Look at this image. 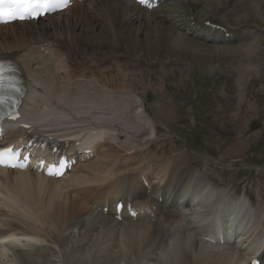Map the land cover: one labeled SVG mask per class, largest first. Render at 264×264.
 <instances>
[{"label":"bare ground","instance_id":"6f19581e","mask_svg":"<svg viewBox=\"0 0 264 264\" xmlns=\"http://www.w3.org/2000/svg\"><path fill=\"white\" fill-rule=\"evenodd\" d=\"M240 1L221 0L219 5L225 6L213 11L211 17L219 21L212 23L224 26L227 32H232L227 15L247 9L248 5L254 8L260 4L259 0H242L238 6H234ZM79 6H82L80 10L72 11L70 8L54 16H46L43 20L48 21L46 25L39 24L38 21L0 26V53H18L24 66L31 88L30 103L23 109L26 122L46 134H101L104 139L100 136L102 142H99V147L103 145V141L108 140L107 142L120 145L119 153H108L106 148L102 151L104 146H101V153L96 151L97 159L79 165L70 176L60 181L28 171L0 169L1 178L6 181V185H0V207L6 208L17 217L32 220L35 224L32 229L23 231L20 235L11 233V229L0 228V253L9 255L10 250L14 252L33 247L29 249L28 255H12L14 259L11 262L54 264L50 257L43 262L45 250H53L48 245L49 242L57 248L56 257L62 256L68 264H140L141 259L149 252L152 253L154 247L167 245L168 264H244L247 254L239 255L231 248L223 251L220 249L222 247L207 245L203 238L206 232L214 231V226L221 217L222 220L226 219V223L231 219L236 221L244 217L240 222V229L246 230L254 219L257 227L263 226V232H252L256 234L254 241L262 244V209L258 208L255 216H244L249 206L246 209V202L232 198L225 189H216L212 185L214 190L221 192L217 198L216 191L209 184H206L204 191H199L200 188H196L193 181L207 182V176L190 170L191 165L184 154L176 160L177 166L178 163L181 164L180 170L167 162L173 171L168 170L171 167L164 166L169 172L163 168L157 174H162V181L169 178L166 191L169 188L176 190L178 185L186 187L181 192L179 190V193L191 196L187 208H192L196 214L204 211V217H200V220L190 217L191 224L188 225L189 232L186 234L181 233L184 226L177 215L186 214L184 211L159 210L144 222L121 224L94 208L92 213L82 212L90 205L86 202L78 205L72 197L77 193L85 196L87 194V198H93L95 204L104 193L116 188H131L133 179H138L140 174L149 171L147 163L140 160L136 162V154H148L141 150L145 138L150 135L149 128L154 125L145 107V100L132 93L135 85L126 88L115 83L121 81V84L126 85L131 81L145 80L144 72H129L134 70L136 62L128 60L124 55L128 54L129 42L146 41L148 25L153 27L157 39L143 43L145 50L166 49L167 46L176 44L183 57L200 55L204 58V63L213 62L217 58H245L250 53V46H258L264 31H257L256 26L251 25L234 27L245 34L243 44L235 46L200 42L187 35V32L198 33L197 29L206 27V23L210 21L203 19L202 12L206 5L202 0H179L173 4L174 9L165 10L159 7L153 11L144 10L131 0H90L82 1L74 7ZM253 34L260 36L256 42L248 40ZM101 49L108 53L106 58L100 55ZM175 61L167 59L157 64L160 78H164L165 69L174 65ZM146 67L151 71L155 66ZM117 133L124 134V140H120ZM136 139L139 142L135 145ZM230 151L238 152L232 149ZM152 179L157 181L159 178ZM10 182L20 186L19 189H11ZM81 185L90 187H82L79 192L77 189ZM151 199L148 197L146 201L151 202ZM230 202L234 203L233 206ZM225 205L228 206L224 208ZM234 208L236 213H232ZM70 215L75 220L69 221ZM232 227L231 225L229 228ZM53 228L60 231L56 236L58 240ZM179 235H186L183 245L175 246L168 241L170 236L176 238ZM223 236L226 240L230 238L228 233ZM197 240L200 244L194 254ZM61 244L66 245V248L62 250ZM76 249H85L78 259H75V254L78 253ZM253 255L255 252L250 256Z\"/></svg>","mask_w":264,"mask_h":264},{"label":"rangeland","instance_id":"374dc122","mask_svg":"<svg viewBox=\"0 0 264 264\" xmlns=\"http://www.w3.org/2000/svg\"><path fill=\"white\" fill-rule=\"evenodd\" d=\"M202 1L208 9L204 11L203 19H213L211 17L213 11L225 6L224 4L219 5L221 0ZM259 1L260 4L250 10L247 17L240 13L238 15L240 18L238 17L239 20H237L235 15H232L228 18L229 23L238 28H241V25L256 26V29L260 28L262 31L264 28V0ZM241 2L242 0L234 6H238ZM171 6H166V9H170ZM74 10L72 9V11ZM75 13L80 14V12ZM42 23L46 25L48 21H41L39 24ZM247 29L250 30L248 27ZM146 32L145 42H129L127 44L129 46L127 56L131 60L143 62L144 66H146L145 64L154 65L152 74L148 77L143 75L144 81L135 80V82L131 81L126 85L121 84V81L115 82L119 87L132 88L135 85L136 87L134 86L132 90L145 100V107L150 114L152 125H154L151 128L148 126L151 132L145 138L141 151L149 152L144 150L149 148V145L154 149L159 146L166 151V155L169 156L168 160L179 158L181 154H184L185 159L191 165V170H198L201 175L202 173L206 174L215 187L230 191L233 198L244 196L255 207H264V37L261 38V41L259 40L258 46H250V53L245 58L240 56L228 57L224 60L217 58L213 62L204 63V58L200 55L183 57L176 44H171L166 49L145 50L143 43L157 39L151 25L147 26ZM258 37L260 36L256 37L253 34L249 40L256 42ZM123 50L125 47L122 52ZM99 52L100 55L106 56L102 49ZM167 59L177 61L170 66L171 69H167L164 78H160L157 75L160 72L156 66L159 62L163 63ZM120 137L124 140L125 136L122 134ZM118 147V144H108L106 149L108 153H119ZM231 149L238 152H231ZM134 152L135 150H133V154ZM154 157H157V152L154 153ZM170 163L177 166V161L172 160ZM178 165L177 169L180 170L181 164L178 163ZM166 166L167 168L171 167L168 170L173 171L169 163ZM1 177L0 175L2 180L0 185H6V181ZM206 184L209 183L200 180L198 185H194L196 188H200L199 191H204ZM9 185L14 191L20 187L13 182H10ZM209 185L214 190L212 185ZM82 187L88 188L90 185H81L77 190L80 192ZM181 189L183 190V186H181L180 192ZM220 193L216 191V198ZM76 196L73 195L72 199H75L78 205L85 203L82 197ZM226 206L228 205H225L224 208ZM82 212L92 213L93 209L89 206ZM0 213V228L11 229V233L20 235L35 225L32 220L17 217L6 208L0 207ZM232 213H236L235 208ZM186 214L189 218L196 217L197 220L204 217V211L196 214L192 208H187ZM177 215L179 214L177 213ZM68 220H75V217L70 215ZM52 230L58 240L56 236L60 234L59 229L53 228ZM185 240L186 235L168 238V241L174 243L175 246L183 245ZM47 243L53 250H45L43 262L45 263L50 257L54 264H68L66 260L62 259V256L57 258L55 252L57 248H54L52 243ZM56 244L60 248L57 241ZM198 244L200 242L197 240L195 244L197 246L194 245L195 249H193L194 254L198 250ZM61 245L62 250L66 248V245ZM190 246L192 245L190 244ZM217 247L219 248V246ZM31 248L33 247L22 248V251L14 252L10 250L9 255L0 253V264H13L11 262L14 259L12 255H28ZM75 251L78 252L75 254V259H78L85 249H76ZM167 257V245L160 248L157 245L152 253L149 252L141 259L140 264H168Z\"/></svg>","mask_w":264,"mask_h":264},{"label":"snow or ice","instance_id":"6c2138e0","mask_svg":"<svg viewBox=\"0 0 264 264\" xmlns=\"http://www.w3.org/2000/svg\"><path fill=\"white\" fill-rule=\"evenodd\" d=\"M141 3H146V0H140ZM66 0H0V23H8L16 19H26L32 16L35 12L38 15L42 14L40 9H55L56 7H63ZM8 5L10 11L5 12L4 6ZM23 9V10H21ZM4 73V66L0 65V83ZM0 164L15 167L6 159V154L0 152Z\"/></svg>","mask_w":264,"mask_h":264}]
</instances>
